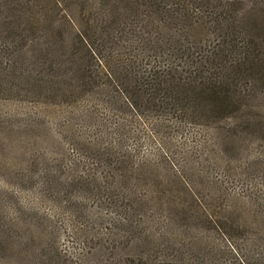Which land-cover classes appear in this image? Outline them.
I'll list each match as a JSON object with an SVG mask.
<instances>
[{
    "label": "rangeland",
    "instance_id": "374dc122",
    "mask_svg": "<svg viewBox=\"0 0 264 264\" xmlns=\"http://www.w3.org/2000/svg\"><path fill=\"white\" fill-rule=\"evenodd\" d=\"M77 1L41 0V21L0 18L2 63L15 68L10 83L0 78V264H264V91L254 100L241 92L242 113L201 139L164 118H137L112 99V82L77 39L87 31L92 49H106ZM202 1L204 14L226 5L233 38L237 18L244 36L256 21L264 27V0ZM81 84L112 98L91 111L96 95L76 91ZM195 137L205 142L197 158ZM107 145L146 162L140 182L103 189L108 173L94 156Z\"/></svg>",
    "mask_w": 264,
    "mask_h": 264
},
{
    "label": "trees",
    "instance_id": "16d2710c",
    "mask_svg": "<svg viewBox=\"0 0 264 264\" xmlns=\"http://www.w3.org/2000/svg\"><path fill=\"white\" fill-rule=\"evenodd\" d=\"M2 1L0 18L4 15H14L15 21L23 20L25 16L38 21L43 18L34 11L41 0ZM79 1L73 4L75 13L80 15L87 9L84 25L101 30L106 49L104 52L92 49L86 40L87 31L81 30L77 39L94 56L97 68L104 70L112 82L105 84L114 96L109 98L116 100L121 108L129 110L137 118L142 115L144 118H164V122L173 129L187 127L196 130L201 139L210 127L217 126L221 120L242 113L241 92H250L251 100L256 95H262L264 36L258 35L264 28L261 21H256L250 34L244 36L240 28L241 20L235 19L233 38L231 11L219 1L215 11L209 9V14L200 11L201 8L208 10L205 7L207 3L203 4L202 0ZM201 4L203 7H200ZM17 33L12 35L20 40L22 36ZM12 44L3 42L2 46L11 45L18 50V46ZM2 60L0 56V78L6 82L14 80L13 62L2 63ZM123 73L131 74L128 88L124 84ZM20 81L22 78L17 83ZM93 85L90 84V87L96 89ZM85 87L81 84L75 90L90 93L91 96L100 90ZM98 94L96 98L86 99L91 111L99 105L96 102H100L101 107L108 102V97L104 99L102 94ZM78 99L85 100L81 97ZM97 136H100V131ZM198 139L193 138V146L190 147L196 158L201 145L205 146V142ZM119 147L102 146L101 152L94 156L98 163L103 162L100 166L105 167V173H108L104 190L112 189L119 181L140 182L144 176L141 172L146 162L133 163L122 151L116 152ZM154 176L157 177L155 166L149 177ZM80 184L78 182L77 185ZM112 198H106L107 204L119 209L118 202ZM109 235L115 240L114 243H119L116 235ZM102 242L97 244L99 249L103 248ZM155 264L179 263L165 260Z\"/></svg>",
    "mask_w": 264,
    "mask_h": 264
}]
</instances>
